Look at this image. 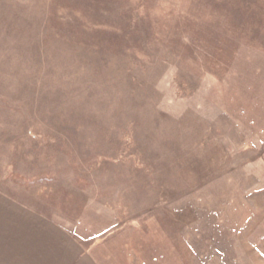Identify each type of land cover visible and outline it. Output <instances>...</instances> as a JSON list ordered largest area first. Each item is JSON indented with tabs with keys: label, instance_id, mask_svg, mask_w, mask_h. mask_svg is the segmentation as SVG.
I'll return each instance as SVG.
<instances>
[{
	"label": "rangeland",
	"instance_id": "rangeland-1",
	"mask_svg": "<svg viewBox=\"0 0 264 264\" xmlns=\"http://www.w3.org/2000/svg\"><path fill=\"white\" fill-rule=\"evenodd\" d=\"M238 20L254 41L219 33L251 61L215 49ZM263 39L264 0H0V191L87 244L138 232L173 245L166 264H264ZM46 167L60 180L30 184Z\"/></svg>",
	"mask_w": 264,
	"mask_h": 264
},
{
	"label": "crops",
	"instance_id": "crops-1",
	"mask_svg": "<svg viewBox=\"0 0 264 264\" xmlns=\"http://www.w3.org/2000/svg\"><path fill=\"white\" fill-rule=\"evenodd\" d=\"M81 223L0 191V264H101V244H87Z\"/></svg>",
	"mask_w": 264,
	"mask_h": 264
},
{
	"label": "trees",
	"instance_id": "trees-1",
	"mask_svg": "<svg viewBox=\"0 0 264 264\" xmlns=\"http://www.w3.org/2000/svg\"><path fill=\"white\" fill-rule=\"evenodd\" d=\"M76 1L82 2L84 5H88V6L92 3V0H82V1L81 0H76ZM170 18L173 19V21H174L173 23L177 24L180 21H183L187 17H184L183 20H182L181 14L179 15V12H177V13L172 14L170 16ZM188 18L189 19H188V21L186 20V22L192 24L191 20L193 19V17L189 16ZM245 18H246V16H243V17L241 16V18H240L241 22L243 20L245 21ZM241 22H239V20L235 21L233 24H230L228 21H226L224 24L223 23L219 24L218 22H216L217 28H218V32L216 33V36H214V40L215 41L217 40L216 42L219 43L215 47V49H217V51L220 52L218 54V57L222 56L223 59L228 60V61H229V59L230 60L232 59V62H233V60H235V58L236 59L237 58H241V59H243V61H245L246 58L249 61L252 60L251 57H249V56L245 57L244 55H241L240 53H238L237 47L232 49L231 51H228V49L225 48V46L231 44V42H229V41L230 40L234 41V39H229L228 40L227 38H224L223 33L222 34L219 33L220 32L219 29L220 30L224 29V30L236 33V35H238L239 39L241 38L245 42L254 41L252 34H250V35L249 34H246V35L243 34V31L240 29L241 27L239 26V23H241ZM189 27H191V26H189ZM186 30L190 31L192 29L191 28H189V29L186 28ZM220 42H222L223 44H221ZM234 42H236V41H234ZM261 46L264 48V39L261 42ZM232 62L230 61V65H231ZM260 72L263 73L264 72V68H261ZM247 73H248V70L244 69V74H247ZM89 117H90V115H87V119ZM71 120H73L75 122L76 121L80 122V118H78V117L77 118L74 117ZM78 129H80V127ZM83 132L84 131H82L81 133H83ZM69 136H70V140L69 141L63 140L61 142L62 145H63V151L65 149L64 152L61 150V147L60 148L57 147L59 144H57L56 147H51L50 148V149L53 150L52 152H54V153H60L61 152L62 154L66 153V152H71V153L72 152H76L74 150V147L76 145H78V143H79L78 140H81V138L79 136H77L75 133L69 134ZM57 142L58 141L56 140V142L54 144H56ZM120 149H122V148H117V151H119ZM122 151L118 152V155ZM109 153L107 154V156H109ZM96 158H97V156H95V155L94 156H90V157H85V161L89 162L88 166H94V165L97 166L98 163L92 162L93 159L96 160ZM79 161H81V160H79ZM90 161H91V163H90ZM94 163H96V164H94ZM83 165H85V164H83ZM81 170H83V169L82 168L79 169V171H81ZM119 171L121 173L124 172L123 170H119ZM62 173H63L62 170L59 171L58 169H56V171H55V169H52V167H46L45 168V172L38 173V175H36L35 178H33V180H29V183L33 184L34 182H44V181H46V182H56V181L60 180V178H61L60 176L62 175ZM121 173L118 172V174H121ZM118 174H116V175H118ZM124 174L126 175V173H124ZM126 177L127 176H125V178ZM133 180L134 179L132 178V181ZM135 234L136 235L134 236V238H131V239L130 238L129 239L119 238L120 241H118L117 245L113 246V247H112V245H110V242H108V244H106V245H103V247L101 245L100 246V255H99L101 264L103 263L102 257H106L107 258L108 264H112V263L115 264L116 260L118 261L117 262L118 264H120L121 260H124L125 264H149V262H153V264H166L167 263L168 259H166V256H167L168 252L171 251L172 246H173L171 243L168 245V248L166 250H164V254L157 253L156 251L153 254V251H150L149 248L146 250V247H147L148 243L150 242L151 238L149 237V238L145 239V237L142 236L140 233L138 234V232H135ZM155 237H157V236H155ZM150 245L152 246L151 242H150ZM165 254H166V256H165ZM108 255H109V258L107 257ZM162 255H163L162 258L161 257L157 258V256H162ZM110 257H111V259H110ZM162 259H164V260H162Z\"/></svg>",
	"mask_w": 264,
	"mask_h": 264
}]
</instances>
